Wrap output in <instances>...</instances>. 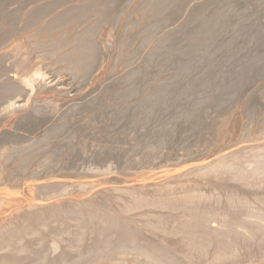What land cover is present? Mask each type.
<instances>
[{
  "label": "rangeland",
  "instance_id": "374dc122",
  "mask_svg": "<svg viewBox=\"0 0 264 264\" xmlns=\"http://www.w3.org/2000/svg\"><path fill=\"white\" fill-rule=\"evenodd\" d=\"M4 1L5 3L7 2V4H5L4 2H2V0H0V4L2 3L5 4L4 10L0 8L2 10V12L0 10L1 12L0 19L2 20L3 18H6V20L4 19H3L4 21L2 20L3 23L6 22V25L5 23L1 25L2 22L0 20V32H1L0 37L3 39V42H4L3 43L0 38V41L2 43L0 44V87H1L0 88V111H1L0 112V141H1L0 142V152H5V150H8L9 152H11L9 155H11L13 154V150L16 148L19 149L20 147L24 150L22 151V149L21 150L16 149V151L14 150L15 152L14 154L16 155H11V156L7 155V153L5 152L6 155L4 154V156L6 158L4 157L3 158L4 161L2 160V163L3 162L4 163L3 164L1 163L2 165L5 166V167L2 166V171H1V174L5 178L3 179V177H0V189L6 190L7 192L4 191L5 195L8 194L9 196L4 195L0 197V207L1 205H3L2 208H0V210H2L0 212V217L3 215L5 216V218L3 216V218L1 217L0 219V228H4L6 224L10 221V219L15 217V214L16 213L18 214V212L21 213L22 211V213L28 214L30 216L33 212H30L29 210L35 205L37 201H38L37 203H39V200H40V203L42 202L49 203L51 201L52 202L57 201L55 203H58L60 201L58 204L64 201L61 204L65 205V203L67 204L69 200L78 199L79 201H84L88 199L87 197H89V199L96 201V202L100 198L97 203H100L101 201H102L101 203H105V202L108 203L109 202L108 200H110L109 199L110 195H107V194L105 196L102 195L103 198H101L100 197L101 195H99L100 192L103 191L101 190V187L105 190L107 188L106 187L107 185L108 187H119V188L128 187L130 189L133 188V190H138V189L141 190L142 188L144 187L146 188L147 186L149 187L151 185L154 187L158 186L159 188L164 186L163 188H169V189L178 191V190H181L182 187L184 188L186 185H191L195 183L194 182V179L196 177L195 175L190 174V173H189L190 175H188V173H185L183 174L184 176H182L184 169H189L191 166L196 165L195 163H198L201 160H203V162L204 161L206 162V161L213 160L214 157H217L218 155H221V154H225V153L231 154L233 153V150L235 151L236 149H240L244 147L251 148L253 146H256L257 144H260L259 139H260V142L262 140L264 141V117H263L264 116V0H263V3L261 2L262 0H257V1L251 0V2L250 0L249 1L241 0L237 4L228 5V6L234 5L235 7L237 6L236 8H234V6L232 8L226 6V7H223L222 10L216 8L218 11L217 10L215 11V9H213L214 11L211 10L209 12L207 11L206 6H205V3L207 2L206 0H192V1L184 0V4L187 3L186 5L182 4L183 1L179 3L177 1L164 2V0H154L156 4L154 1L151 4H155L156 6L150 4L151 0H111V1L110 0H88V1L87 0L86 1L85 0H79V1L77 0H62V1L56 0V2H54L55 0H48V1L46 0L45 1L43 0H40V1L39 0H34V1L24 0V1H27L28 3L24 2L23 0H7V1L4 0ZM35 1H38L36 3L43 1V3L41 2L39 3L40 5L37 4L33 8V5H35L34 3ZM51 1L53 2V5L55 6L52 5ZM44 2L49 3L48 6ZM249 2H250V5H249ZM120 3H123V4H120ZM64 4H66V6H64ZM193 4L194 5L196 4V5L194 6ZM43 5L44 7H47V8L43 7L44 10L42 8ZM51 5L53 7V8H50L51 11L52 10L55 11L56 7L57 6L59 7L60 5L59 7L60 9L57 8L56 11L54 12V13H57L58 18H56L57 15L55 14L53 15L52 13L53 11L51 12L53 17L48 16V13L49 15H51L50 10L48 9L49 6L51 7ZM253 5L255 6L253 7ZM136 6L137 8H135ZM163 6H165L166 8ZM74 7L75 9L78 7L77 12L76 10L73 9ZM23 8H24V11H22ZM64 8L67 10H65ZM129 8L131 10H129ZM226 8L228 9V11L226 10ZM37 9L40 11H37ZM46 9L49 12L46 13ZM63 9L65 10V12ZM69 9H71L73 12ZM61 12L64 13L63 16ZM162 12L163 14H161ZM194 12H196L195 15H194ZM13 13L16 15H14ZM136 13L140 15L137 16ZM205 13L206 14L208 13V14L205 15ZM219 13L220 15H218ZM224 13L226 15H224ZM28 14H29V18H28ZM197 14L199 16H197V18H194L196 17ZM44 15H47L48 18H50L49 20H51V22H49V20L43 21L42 18L44 17ZM17 16L19 17L21 16V18H18ZM47 16L46 18L44 17V19H48ZM69 16H70V19H69ZM205 16H208V17L206 18ZM221 16L223 17L221 18ZM224 16L226 19L224 18ZM22 17H24L23 18L24 22L22 21ZM25 17L28 19H26ZM192 17L196 22L200 20L202 24H200L201 22H197L199 25L196 24V26L193 27L192 24L195 21L191 19ZM212 17L215 19H213ZM53 18L55 20L58 19V21H61L62 23L58 22L57 20L53 21L52 20ZM11 19H12V22H11ZM16 19L18 20L16 21ZM40 19L42 20V22ZM39 20L41 23L39 22ZM71 21H73L74 23ZM10 22L12 23V25H14V28L12 25L9 26V24H11ZM52 22H54L52 24L53 26L50 25ZM57 22L62 25L58 24ZM131 22H132V25H131ZM33 23L34 24L36 23V24L34 25ZM223 23H227V24H223ZM45 24H47V26ZM55 24L56 26H54ZM92 24H95V25L92 26ZM204 24L205 26H202ZM88 25L91 28H89ZM227 25H230V26L232 25L231 28L233 30L230 29V27L228 29ZM20 26H23L26 30L28 27L31 28V29L28 28L29 30H27L29 37H27L26 30ZM41 26L44 29H39ZM17 27L19 28L17 29ZM86 27L87 29L85 32L84 29ZM222 27L224 29H222ZM5 28H8L10 32ZM20 28H22L23 30L22 33L26 32L25 33L26 35L21 33L22 30ZM88 28H89V31H88ZM101 28H104V31ZM105 28L109 30H106ZM110 28H111V31H110ZM130 28H132L133 30ZM213 28H215V30ZM14 29H15V32H14ZM90 29H94V31L95 32L97 31V32L93 34L94 31ZM192 29H194V31ZM196 29H198V31H196ZM226 29H228L229 31H227ZM5 30H7L8 32H6ZM213 30L215 31V33ZM51 32L54 34L56 33L55 36L53 34L51 36ZM89 32H92V34ZM88 33L90 34V36ZM20 34H22L21 37H20ZM36 34L38 36H36ZM78 34H80V36ZM40 35L42 38L40 37ZM94 35L97 40L92 39L94 38L93 37ZM102 35H105L106 39H104L105 36H102ZM30 37L34 40L35 43ZM224 37L225 39H222ZM186 38L187 39L189 38L190 41L186 40ZM4 39L6 40L4 41ZM99 39L100 41L101 40L103 41H101L100 43L98 42ZM46 40L48 41L45 42ZM92 40L94 41L92 42ZM72 41H74V43ZM223 44L224 46L225 45L226 46L224 47ZM95 45L96 46L98 45V46L95 47ZM10 46L11 47L13 46L14 48L13 47L11 48ZM16 46L17 47L20 46V47L17 48ZM119 46H120L119 48L120 50L118 49ZM170 46L174 50L171 49ZM23 47L25 48L23 49ZM88 47H93L94 56H95V57L93 56V60H95L96 62H92L93 64L89 71L83 72V73L77 72L75 75L71 76V73H69L67 69L65 70V67H67L68 63L70 64L71 62L70 60L73 59L72 61H74L76 58L84 56L85 53L87 52ZM103 47L104 49L105 47L106 49H109V50L105 49L104 54L102 52ZM115 47L116 49H118L117 51ZM39 51H41L42 54L41 52L39 53ZM97 52H99L101 59L97 60L96 54L97 56L99 55ZM58 53H61V54H58ZM101 53L103 55H101ZM38 54L40 56H38ZM146 54L147 56H145ZM121 56H123L124 58ZM150 56L153 57L154 59L151 58ZM65 57L67 58L69 62L66 60ZM103 58H104V61L106 59L105 62L103 61ZM109 58L112 61L109 60ZM58 59L61 61H59ZM152 59L154 60L153 62H152ZM115 60H117V62H115ZM62 61H64L65 63L68 62L66 66H65V63ZM53 62L55 63L58 62V65L60 66L58 65L57 66L59 68L62 67V69H59L57 66H54ZM149 65H152L151 68ZM101 67H104L103 69L104 71L103 70H102L103 72L101 71L104 74L102 75V73L100 72V76L96 78L97 72L101 69ZM79 70L81 71L82 69H79ZM36 71L41 72L43 76L45 77L43 78L42 76L41 79L39 78L40 80H38V82L35 83L36 86L34 85L30 89H25L23 85V81L27 79L29 75L30 77L33 76V74ZM108 74H111V75H108ZM132 74L136 75L137 77L133 76ZM78 75L79 76L81 75V76L79 77ZM128 76L129 78L133 76L134 81L130 80ZM104 77L107 79H105ZM137 79L142 82L138 84L136 82ZM134 82L135 84H133ZM131 83L134 86L133 85L131 86ZM136 84L138 85L137 87H136ZM5 88L7 89L5 90ZM2 89L6 93L3 92L2 94V91H1ZM118 89H120L121 91ZM32 91L34 92L32 93ZM73 92L74 93L76 92V93L74 94ZM104 93L105 94L107 93V98H106V95H104ZM135 94H137V96ZM13 99L14 101L12 102ZM126 102L128 103V105ZM11 104H13V106H11ZM99 104L102 106H100ZM130 106H132V108ZM128 107H130L131 110L134 109V111L132 112L133 114L131 113L130 109H129L130 111L129 114L126 112V110L128 111ZM136 107L138 110L136 109ZM95 108H98V110L96 109V111L94 112ZM140 109L142 110L140 111ZM96 112L98 114L99 112H102V114L104 115L103 116L102 114H100V116L101 115L103 116V118L101 119V122L104 120L105 117L106 119L107 118L109 119L107 121L105 119L106 122L105 121L104 123L102 122L103 125H101L100 122H97V120L99 121L102 116L98 117ZM105 112H107L106 113L107 115L105 114ZM92 113L93 115H90L92 117L86 118L88 114H92ZM127 114L129 115V117L131 115L132 119L135 118L133 119V122H135L134 124L135 126H131V128L130 126L129 127L126 126L127 124L133 125L130 122H127L128 119L131 120L132 122L131 117L130 118L127 117L128 116ZM81 116H84L86 120L84 118H81L79 120L78 118H80ZM96 116L99 119L96 120L97 118ZM59 118L61 119L60 120L61 122L59 121ZM92 118L94 120H92ZM114 118H117L118 121L124 119L126 120L127 123H125V121L124 123L123 121H120L121 125L118 126L119 123H117V119L115 120ZM84 120L85 121L88 120L89 123L87 124L88 121L85 122ZM109 120H111L112 122L111 121L108 122ZM94 121L95 123L96 122L97 123L94 124ZM234 121L239 122L238 124L239 127L237 128L238 131L236 130L235 132H233ZM57 122L60 123L61 125L58 124ZM90 122L93 123L92 125L94 126H92ZM64 123H66L67 125L66 124L64 125ZM74 124L75 126L79 124L78 125L79 127L76 128ZM99 125H101L102 127L106 126L107 128L104 127L105 128L104 131L103 130L101 131L100 129H103V128H101V126ZM84 126L85 127L87 126V127L85 128ZM123 127H125V129L127 128L128 129L124 130ZM57 129L59 130L57 131ZM75 129H76V132L74 131ZM129 129H130V132H129ZM55 131L57 134L55 133ZM96 131L104 132V133L99 134ZM121 133L123 134L126 133V137H125V134L123 135ZM54 136H57V137H54ZM127 136L129 138H127ZM10 137L11 138L13 137V138L11 139ZM8 138H10L9 141L10 140L12 141L10 142L7 141ZM60 139L62 142L60 141ZM70 142L74 143L73 145L74 147L80 149L79 152H78V149L72 147ZM66 143L68 144L70 143L69 144L70 146L66 145ZM76 143L77 145L79 144L78 145L79 147L75 146ZM81 143H83V146ZM61 144H65L67 148L65 149V147ZM261 144H264V142H262ZM15 145L16 146L18 145V147H16ZM84 145L86 146L84 147ZM70 147H72L73 149ZM107 147L110 149H108ZM92 149H94L93 151L96 152L97 154L96 156L99 157V155L101 154L102 155L99 158L97 157L95 159L94 153H93V156H91L92 154H90L91 152H93ZM97 149L99 152L95 151ZM105 150L108 151V154H106ZM114 151L116 152L114 153ZM103 154L106 156H104ZM119 155L125 156L124 157L125 159L121 158V156ZM126 155L130 157L128 161H126L127 159ZM13 156H16L14 157V160L16 159L15 162L18 159L17 164L14 162ZM104 157L109 158L108 159L110 161L109 163L112 164L113 166L114 172H111V175L109 171L110 169L104 170V168H102L105 175L101 172L102 171L100 168L101 161H105L103 165L108 164V162L106 163V161L108 160H106V158ZM111 157L113 160L111 159ZM73 158L74 159L76 158L77 162L78 160L80 162L82 161L81 164L80 162L77 163L78 164L77 166H79L80 164L78 171H77L76 165L72 166L74 165V163H76L75 162L76 159L74 160ZM6 159L8 160V163L10 164V166L14 162L15 163L14 166L12 165L13 167H10L7 164ZM48 159L49 160L51 159V160L49 161ZM58 159L62 160L61 162H63V163L59 162L60 163L59 166L57 165L59 164L57 163ZM88 159L89 160L91 159L90 162L92 161L91 163L96 165V166L92 165L95 168V170L94 168H91L92 167L91 165H90L91 166L90 168L86 167L87 165L90 164ZM92 159H95V160H92ZM132 159L134 160V163L137 162V164H135L136 166L133 164V161L132 162L130 161ZM116 160L118 161L116 162ZM10 161L12 162L10 163ZM67 161H68V164H67ZM19 162L20 164L18 165ZM44 162H48V166H47V163L45 164ZM34 163L35 165H33ZM70 163H72L71 166L69 165ZM128 163L133 164V165L130 166L128 165ZM66 164L68 166H66ZM115 164H119L121 167H118L117 165L118 167L117 168L115 167L116 166ZM20 165L22 166L20 167ZM263 165H261L262 167L258 165V168L256 170H252V172H246V173H244L243 171H240L239 169L237 170V168H234L232 171L233 173L231 172L232 176L229 177L230 179L228 178L230 181H228V179L226 180L229 186L230 184L232 185V187L228 186V188H233V184L234 185L236 184L234 186L235 189L236 188L244 189L250 194H252V191L253 192L255 191L254 193L256 192L260 193V191L263 192L264 191V184H263L264 183V166ZM6 167L7 168L9 167L10 170L8 168V171H6L7 170ZM27 167H30V168H28L27 170ZM96 167H97V170H99L100 168L99 171H100V175L103 174L102 177L100 175L95 174V172H97ZM14 168L15 170L17 168V171L19 170L21 171V172L19 171L20 172L19 175H18V172L14 170ZM24 168H25V171H24ZM120 168H124V170L121 171ZM79 171L81 172V174L79 173L80 175H82V173L83 174L85 173V174L82 175V177L80 175L78 177L77 172ZM91 171L94 172L93 173L94 175H92ZM111 171H112V167H111ZM236 171L238 172L240 171L242 173V176L238 172L236 173ZM87 172L89 173V177L90 175H92L91 179L88 178V176L86 175ZM115 172L116 173L119 172V173L116 174ZM14 173L15 174L17 173L18 177ZM106 173L108 176L106 175ZM123 174L126 175V177L127 176L128 177L126 178ZM57 176H59L58 178H60L61 176V178L63 179L70 177L67 180L72 181L74 185L69 186L67 188L65 187L66 189H68V191H66L65 188H62L58 191H53L51 193L49 192L48 193L49 197H45L47 193L46 194L44 193L45 194L44 195L43 193L41 194V192H38L40 190L37 185H32L34 187L31 188L32 192L29 197L30 199L29 198L27 199L26 197V195L28 194V191L26 188L27 185H29L30 183L36 184L38 181L44 180L45 178L55 179V177ZM80 178L83 179L84 181L81 180ZM115 178L119 180H116ZM211 178L212 179L210 181L209 176H206V177L204 176L199 182L202 181L203 182V183L201 182L202 184H208L211 186H215L216 184L222 183L221 181H219L220 179L219 177L217 178L211 177ZM97 179H100V180H97ZM160 179L162 182L159 181ZM88 181H93L91 186H86V184H83ZM99 181H102V183ZM22 182L23 184L25 183L26 184L23 185ZM148 182L151 183V185ZM156 182H157V185H156ZM211 182L212 184L213 183L215 184L212 185ZM75 184H76V187H74ZM121 184H123L124 186H121ZM237 185H239L241 188L238 187ZM79 186L80 188L87 190V192H85L83 189H80ZM70 187H72L73 189H71ZM74 189L76 190L75 193L73 192ZM77 189L80 190V194L77 191ZM151 189L152 187H150V190ZM11 190L13 192L15 190L14 192L15 194ZM35 193L36 194L40 193V194H38L39 195L38 196ZM69 193H72V194L70 195ZM84 193L85 194L87 193V194L85 195ZM41 195L43 196L41 197ZM13 196L16 198H13ZM18 196L21 197L20 198L21 200L18 198ZM22 196H25V197L22 198ZM58 196H60V199ZM95 197L97 200L96 199L94 200ZM36 198H37V201H36ZM45 198H47L48 200ZM22 199L25 202L24 204L22 202L23 201ZM4 207H6V210ZM15 207L16 209L14 211L13 209ZM251 208H250L251 210L248 209V212L250 211V213H252L254 211L253 213H255L259 207L252 206ZM10 209L11 211H9ZM4 211L6 212V214ZM20 213L18 215H20ZM262 213L264 214V212ZM6 216L11 217L10 219H8L9 221L6 219L9 217H6ZM2 219H3V222H2ZM254 219L258 220L256 217H253L252 219L248 218V220L249 221L252 220V222ZM2 224L3 226L4 225L5 226L1 227ZM48 234L49 235L51 234L50 237H52V231L50 229H47L45 231V234L43 235L46 238L45 240L42 239L43 237H40L37 235L34 236V238L36 239L34 242H36L37 244L41 241V244H42L40 246L39 245L37 246L34 243L35 246L36 247L44 246L47 243V241L50 239ZM38 237L41 239L39 240ZM261 249L260 248H257L256 250L254 248L250 249L251 250V251L249 250L250 259L249 257H247L248 255L247 256L245 255V258L243 255L242 257L243 260L239 259L240 261L238 260V262H240V264L241 263L242 264H245V263L253 264L252 262H254V264H259L258 263L259 260L258 261L256 260L259 258L260 260L264 259L263 257L264 249L263 248ZM125 253H128V252L126 250L115 251L112 253V255H109L106 258L104 263L109 264L110 262V264H112L111 261H113L114 263V259L112 260L111 256L116 257L115 259L116 263L118 260L126 258L123 256H127V259L128 257L129 258L131 257L130 254L127 255ZM252 256L254 258H252ZM22 257H24V255ZM118 257L119 258L123 257V258L118 259ZM248 260H250L249 261L250 263H248ZM121 261L123 262V260ZM91 262L89 263L99 264V260H96V259L91 260ZM124 262L126 263V261ZM235 264H237V261L235 262Z\"/></svg>",
  "mask_w": 264,
  "mask_h": 264
},
{
  "label": "bare ground",
  "instance_id": "6f19581e",
  "mask_svg": "<svg viewBox=\"0 0 264 264\" xmlns=\"http://www.w3.org/2000/svg\"><path fill=\"white\" fill-rule=\"evenodd\" d=\"M7 1V0H6ZM24 1V0H23ZM28 1V0H27ZM27 1H24V2H27ZM34 1V0H33ZM40 1V0H39ZM45 1V0H43ZM43 1H41L43 3ZM48 1V0H46ZM62 1V0H61ZM60 1V3H61ZM79 1V0H77ZM86 1V0H85ZM88 1V0H87ZM111 1V0H110ZM154 0H151L150 4L153 3ZM174 1H177L179 3H181L183 1V5H186L184 4V0H164V2H174ZM192 1V0H191ZM207 2L205 3V6H206V9L207 11H214L213 9H215V11L217 9H221L223 7H226L230 4H237L239 3L241 0H206ZM249 1V0H248ZM247 1V3H248ZM253 1H257V0H253ZM252 1V3H253ZM2 2L5 3L4 0H2ZM38 1H35V5H33V8L34 6H36L37 4L40 5L39 3H36ZM56 2V0L54 1ZM59 2V1H58ZM94 2V1H93ZM96 2V1H95ZM115 2V1H114ZM123 2V1H121ZM155 2V1H154ZM202 2V1H200ZM251 2V0H250ZM250 2H249V5H250ZM260 2V1H259ZM263 3V0L261 1ZM0 4V8L4 10V6L5 4H7V2L4 4ZM28 3V2H27ZM46 3V5L48 6L49 3L47 2H44ZM52 5H53V2L51 1ZM59 3V4H60ZM78 3V2H77ZM81 3V2H80ZM111 3V2H110ZM203 3V4H204ZM251 3V4H252ZM256 3V2H255ZM261 3V4H262ZM4 4V5H3ZM56 4V3H55ZM58 4V3H57ZM72 4V3H70ZM108 4V3H107ZM112 4V3H111ZM115 4V3H114ZM119 4V3H118ZM117 4V5H118ZM120 4H123V3H120ZM147 4V3H146ZM145 4V5H146ZM156 4V2H155ZM155 4H151V5H155ZM181 4V5H182ZM197 4V3H196ZM195 4V5H196ZM199 4V2H198ZM3 5V7H2ZM42 5V4H41ZM45 5V4H44ZM44 5L42 6V8L44 7ZM45 5V6H46ZM51 5V7L49 6V10L50 8H53ZM99 5V4H98ZM179 5V4H178ZM194 5V4H193ZM194 5V6H195ZM247 5V4H246ZM55 6V5H53ZM57 6V5H56ZM62 6V5H61ZM64 6H66V4H64ZM72 6V5H71ZM89 6V5H87ZM94 6V5H93ZM148 6V5H147ZM150 6V5H149ZM156 6V5H155ZM204 6V5H203ZM234 6V5H233ZM233 6H228V7H233ZM245 6V5H244ZM255 5H253L254 7ZM28 7V6H27ZM26 7V8H27ZM31 7V6H29ZM60 7V5H59ZM58 6L56 7L59 8ZM92 7V6H91ZM165 7V6H163ZM180 7V6H178ZM237 7V6H236ZM234 6V8H236ZM257 7V6H256ZM10 8V7H9ZM44 8H47V7H44ZM43 8V10H44ZM78 8V7H77ZM75 9V7L73 8L74 10H76V12L78 11V9ZM137 8V6L135 7ZM139 8V7H138ZM166 8V7H165ZM164 8V9H165ZM217 8V9H216ZM0 9V10H1ZM28 9V8H27ZM41 9V8H39ZM55 9V7H54ZM55 9V11H56ZM60 9V8H59ZM58 9V11H59ZM65 9V8H64ZM63 9V10H64ZM133 9V7H132ZM193 9V8H192ZM205 9V10H206ZM6 10V9H5ZM22 10V9H21ZM34 10V9H33ZM62 10V11H63ZM67 10V9H65ZM64 10V12H65ZM71 10V9H69ZM126 10V9H125ZM128 10V9H127ZM129 10H131L129 8ZM158 10V9H157ZM163 10V9H162ZM169 10V9H168ZM178 10V9H177ZM181 10V9H180ZM204 10V9H203ZM224 10V9H223ZM226 10L228 11V9L226 8ZM241 10V9H239ZM24 11V8L23 10ZM36 11V9H35ZM37 11H40L37 9ZM53 11V10H52ZM50 10V14L48 13V16H52V13L53 15H57V13H54L55 11L52 12ZM72 11V10H71ZM97 11V10H96ZM153 11V10H152ZM167 11V10H166ZM165 11V12H166ZM218 11V10H217ZM226 11V12H227ZM2 12V10H1ZM0 12V13H1ZM7 12V11H6ZM10 12V11H9ZM45 12V11H44ZM49 12L47 11L46 9V13ZM52 12V13H51ZM73 12V11H72ZM75 12V11H74ZM136 12V10H135ZM138 12V11H137ZM154 12V11H153ZM164 12V13H165ZM191 12V11H190ZM206 12V11H205ZM220 12V11H219ZM225 12V11H224ZM242 12V11H241ZM5 13V12H4ZM8 13V12H7ZM36 13V12H35ZM39 13V12H38ZM59 13V12H58ZM62 13V12H61ZM118 13V12H117ZM152 13V12H151ZM193 13V12H192ZM203 13V12H202ZM218 13V12H216ZM240 13V12H239ZM243 13V12H242ZM6 14V13H5ZM14 14V13H13ZM20 14V12H19ZM24 14V13H22ZM44 14V13H43ZM79 14V13H78ZM132 14V13H131ZM134 14V13H133ZM137 16L140 15L138 13H136ZM163 14V12L161 13ZM190 14V13H188ZM196 14V12H194V15ZM208 14V13H207ZM205 13V15H207ZM241 14V13H240ZM245 14V13H244ZM16 15V14H14ZM13 15V16H14ZM26 15V14H25ZM42 15V14H41ZM40 15V16H41ZM64 15V13H62V16ZM68 15V14H66ZM100 15V14H99ZM212 15V14H211ZM215 15V14H214ZM220 15V13L218 14ZM224 15H226L224 13ZM34 16V15H33ZM39 16V17H40ZM43 16V15H42ZM47 15H44V17L46 18ZM47 16V18H48ZM71 16V15H70ZM70 16H69V19H70ZM90 16V15H89ZM96 16V15H95ZM105 16V15H104ZM107 16V15H106ZM111 16V15H110ZM170 16V15H169ZM167 16V17H169ZM197 16H199L198 14L196 15V17L194 18H197ZM216 16V15H215ZM7 17V16H6ZM18 18H21V16H17ZM44 17L42 18V20H49L50 18L48 19H44ZM53 17V16H52ZM61 17V16H60ZM101 17V16H100ZM160 17V16H159ZM158 17V18H159ZM166 17V19H167ZM173 17V16H172ZM190 17V16H189ZM206 18L208 16H205ZM223 16H221L222 18ZM247 17V16H246ZM249 17V16H248ZM3 18V17H2ZM9 18V17H8ZM16 18V17H15ZM24 17H22V21L24 20L23 19ZM26 18V17H25ZM28 18H29V14H28ZM26 18V19H28ZM33 18V17H32ZM36 18V17H35ZM55 18V17H54ZM52 19L53 21L55 19ZM58 18V15L57 17ZM63 18V17H62ZM73 18V17H71ZM87 18V16H86ZM97 18V17H96ZM163 18V17H162ZM213 18V17H212ZM225 18V16H224ZM4 20H6V18H3ZM2 19V20H3ZM67 19V18H66ZM193 19V17L191 18ZM200 19V18H199ZM198 19V20H199ZM205 19V18H204ZM215 19V18H213ZM226 19V18H225ZM252 19V18H251ZM1 20V19H0ZM1 20V22H2ZM3 20V21H4ZM8 20V19H7ZM18 19H16L17 21ZM34 20V19H32ZM31 20V22H32ZM41 20V19H40ZM39 20V22H40ZM41 20V22H42ZM58 21V19H56ZM55 20V21H56ZM60 20V19H59ZM126 20V19H125ZM130 20V19H129ZM161 20V18H160ZM164 20V19H163ZM186 20V19H185ZM194 20V19H193ZM243 20V18H242ZM250 20V19H249ZM248 20V21H249ZM253 20V19H252ZM26 21V20H25ZM64 21V20H63ZM75 21V20H74ZM87 21V20H86ZM166 21V20H165ZM164 21V22H165ZM169 21V20H168ZM190 21V19H189ZM195 21V20H194ZM193 21V22H194ZM8 22V21H7ZM11 22H12V19H11ZM10 22V23H11ZM14 22V20H13ZM24 22V21H23ZM36 22V20H35ZM40 22V23H41ZM46 22V21H45ZM44 22V23H45ZM49 22H51V20H49ZM58 22H61V21H58ZM57 22V23H58ZM73 22V21H71ZM163 22V21H162ZM197 22H201L200 20L197 21ZM196 21L192 24L193 27L196 26V24H198ZM214 22V21H213ZM224 22V21H222ZM221 22V23H222ZM227 22V21H226ZM5 25H6V22H4ZM2 22L1 25L4 24ZM54 22H52L50 25H52ZM56 23V24H57ZM62 23V22H61ZM74 23V22H73ZM146 23V22H145ZM156 23V22H155ZM166 23V22H165ZM170 23V22H169ZM192 23V22H191ZM9 24V23H8ZM25 24V23H24ZM34 24V23H33ZM36 24V23H35ZM34 24V25H35ZM56 24L54 26H56ZM60 24V23H58ZM105 24V23H104ZM160 24V23H159ZM163 24V23H161ZM202 24V22L200 23ZM218 24V23H217ZM223 24H227V23H223ZM254 24V23H253ZM12 25L9 24V26ZM40 25V24H39ZM47 26V24H45ZM62 25V24H60ZM95 25V24H92V26ZM131 25H132V22H131ZM199 25V24H198ZM13 28H14V25H12ZM27 26V25H26ZM45 26V27H46ZM53 26V25H52ZM91 26V25H90ZM108 26V25H107ZM106 26V27H107ZM168 26V25H167ZM202 26H205L202 25ZM217 26V25H216ZM220 26V24H219ZM226 26V25H224ZM232 26V25H231ZM230 25H227L228 29L230 27ZM16 27V26H15ZM20 27H23V26H20ZM58 27V25H57ZM89 27V25H88ZM190 27V26H189ZM188 27V28H189ZM246 27V26H245ZM4 28V27H3ZM12 28V27H11ZM19 27H17L18 29ZM29 28V27H28ZM31 29V28H29ZM67 28V27H66ZM91 28V27H89ZM89 28H88V31H89ZM108 28V27H107ZM105 28L106 30H109ZM166 28V27H165ZM183 28V27H182ZM236 28V26H235ZM9 31L8 28H5ZM16 29V28H15ZM15 29H14V32H15ZM22 30V28H20ZM23 29H25L23 27ZM39 29H44L42 28V26L39 28ZM86 29L87 27L84 29L85 32H86ZM103 31H104V28H101ZM132 29V28H130ZM137 29V28H135ZM215 30V28H213ZM222 29H224L222 27ZM228 29H226L227 31H229ZM239 29V28H238ZM237 29V30H238ZM7 30H5L6 32H8ZM26 30V29H25ZM26 30V32H27ZM48 30V29H47ZM60 30V29H59ZM90 30H93L94 29H90ZM133 30V29H132ZM145 30V28H144ZM194 31V29H192ZM191 30V31H192ZM213 30V31H214ZM219 30V29H218ZM233 30V29H232ZM240 30V29H239ZM255 30V29H254ZM12 31V29H11ZM34 31V29H33ZM32 31V32H33ZM57 31V30H56ZM100 31V30H99ZM110 31H111V28H110ZM127 31V30H126ZM196 31H198V29H196ZM195 31V32H196ZM205 31V30H204ZM221 31V30H220ZM235 31V30H234ZM10 32V31H9ZM18 32V31H17ZM23 32V30L21 31V33ZM25 32V31H24ZM25 32V33H26ZM41 32V31H40ZM38 32V33H40ZM46 32V31H45ZM58 32V31H57ZM97 32V31H96ZM95 31L93 32L96 33ZM101 32V31H100ZM109 32V31H108ZM118 32V31H116ZM233 32V31H231ZM230 32V33H231ZM257 32V31H256ZM1 33V32H0ZM25 33H22L24 35L27 34V37L28 36V32L25 34ZM35 33V32H34ZM44 33V32H42ZM50 33V32H48ZM92 34V32H89ZM88 33V34H89ZM110 33V32H109ZM191 33V32H190ZM194 33V32H193ZM215 33V31H214ZM229 33V32H227ZM20 34V37L21 35ZM52 34L55 36L54 33L51 32V36ZM82 34V33H80ZM80 34H78L80 36ZM98 34V33H97ZM126 34V33H125ZM59 35V34H58ZM87 35V34H86ZM188 35V34H187ZM229 35V34H228ZM36 36H38L36 34ZM46 36V35H45ZM90 36V34H89ZM92 36V35H91ZM99 36V35H98ZM102 36H105V35H102ZM100 36V37H102ZM198 36V35H197ZM232 36V35H230ZM18 37V36H17ZM24 37V36H23ZM41 37V35H40ZM39 37V38H40ZM50 37V36H48ZM58 37V36H57ZM68 37V36H67ZM87 37V36H86ZM94 38L92 39H96L95 38V35L93 36ZM129 37V35H128ZM190 37V36H189ZM253 37V36H252ZM259 37V36H258ZM1 38V37H0ZM6 38V37H4ZM31 38V37H30ZM42 38V37H41ZM45 38V37H44ZM52 38V37H51ZM55 38V37H54ZM60 38V37H59ZM116 38V37H115ZM118 38V37H117ZM261 38V37H260ZM16 39V38H15ZM32 39V38H31ZM35 39V38H34ZM48 39V38H47ZM87 39V38H86ZM103 39V38H102ZM104 39H106V36L104 37ZM121 39V38H119ZM118 39V40H119ZM129 39V38H128ZM127 39V40H128ZM184 39V38H183ZM222 39H225L222 38ZM2 42H3V39L1 38ZM6 39H4L5 41ZM33 40V39H32ZM31 40V41H32ZM91 40V39H90ZM97 40V39H96ZM153 40V39H152ZM186 40L190 41V39L186 38ZM10 41V40H9ZM48 40H46L45 42H47ZM51 41V40H49ZM94 40H92L93 42ZM103 41V40H101ZM100 39L98 42H100ZM175 41V39H174ZM173 41V42H174ZM34 42V40H33ZM57 42V41H56ZM55 42V43H56ZM61 42V41H60ZM74 43V41H72ZM107 42V41H106ZM125 42V41H124ZM128 42V41H127ZM170 42V41H169ZM185 42V41H184ZM4 43V42H3ZM35 43V42H34ZM33 43V44H34ZM77 43V42H76ZM97 43V41H96ZM112 43V42H111ZM167 43V42H166ZM186 43V42H185ZM191 43V42H189ZM225 43V41H224ZM258 43V42H257ZM0 44L1 41H0ZM19 44V43H18ZM50 44V43H49ZM58 44V43H57ZM107 44V43H106ZM113 44V43H112ZM169 44V43H168ZM177 44V43H176ZM193 44V43H192ZM216 44V42H215ZM20 45V44H19ZM60 45V44H59ZM105 45V43H104ZM170 45V44H169ZM187 45V44H186ZM98 46V45H97ZM95 45V47H97ZM224 46V44H223ZM226 46V45H225ZM224 46V47H225ZM11 47V46H10ZM13 47V46H12ZM11 47V48H12ZM17 47V46H16ZM15 47V48H16ZM20 47V46H19ZM17 47V48H19ZM46 47V46H45ZM54 47V46H53ZM107 47V46H106ZM105 47V49H106ZM163 47V46H162ZM171 47V46H170ZM169 47V48H170ZM14 48V47H13ZM16 48V49H17ZM25 47H23L24 49ZM69 48V46H68ZM112 48V47H111ZM120 48V46L118 47V49ZM129 48V47H128ZM127 48V49H128ZM22 49V50H23ZM57 49V48H56ZM59 49V47H58ZM104 47H103V54H104ZM116 49V47H115ZM116 49V51L118 50ZM171 49H173L171 47ZM15 50V49H14ZM21 50V49H20ZM32 50V49H31ZM55 50V49H54ZM106 50H109V49H106ZM120 50V49H119ZM170 50V49H169ZM174 50V49H173ZM51 51V50H50ZM49 51V52H50ZM56 51V50H55ZM100 51V50H99ZM149 51V50H148ZM263 51V50H262ZM26 52V51H25ZM30 52V50H29ZM28 52V53H29ZM41 51H39L40 53ZM46 52V51H45ZM101 52V51H100ZM120 52V51H119ZM130 52V51H129ZM146 52V51H145ZM19 53V52H18ZM57 53V52H56ZM99 54V52H97ZM113 53V52H112ZM147 53V52H146ZM150 53V52H148ZM42 54V52H41ZM53 54V53H52ZM58 54H61V53H58ZM70 54V53H69ZM101 53V55H103ZM51 55V54H50ZM121 55V54H120ZM169 55V54H168ZM38 56H40L38 54ZM52 56V55H51ZM93 56H94V50H93V47H88L87 49V52L85 53L84 56L82 57H78L76 58L74 61L70 60V64L68 63L69 61H66L67 63H65V66L67 64V67H65V70L67 69V71L69 73H71V76L75 75L77 72H87L91 69V66H92V62H96L95 60H93ZM106 56V54H105ZM116 56V55H115ZM147 56V54L145 55ZM184 56V55H183ZM42 57V56H41ZM55 57V56H54ZM62 57V56H61ZM95 57V56H94ZM96 57H97V60L98 59H101L100 57V54L97 56L96 54ZM100 57V58H98ZM123 57V56H121ZM128 57V56H126ZM151 57V56H150ZM40 58V57H39ZM69 58V57H68ZM124 58V57H123ZM153 58V57H151ZM158 58V57H157ZM187 58V57H186ZM62 59V58H61ZM95 59V58H94ZM135 59V58H134ZM154 59V58H153ZM152 59V62L154 61ZM59 60V59H58ZM57 60V61H58ZM109 60H111L109 58ZM128 60V59H127ZM157 60V59H155ZM167 60V59H166ZM56 61V60H55ZM61 61V60H59ZM58 61V62H59ZM100 61V60H99ZM103 61H104V58H103ZM106 61V59H105ZM104 61V62H105ZM112 61V60H111ZM125 61V60H124ZM132 61V59H131ZM135 61V60H134ZM149 61V60H148ZM50 62V60H49ZM58 62L55 63L53 62V65L54 66H57L58 65ZM114 62V61H113ZM115 62H117V60H115ZM156 62V61H155ZM167 62V61H165ZM46 63V62H45ZM55 63V64H54ZM163 63V62H162ZM51 64V63H50ZM113 64V63H112ZM117 64V63H116ZM102 65V64H101ZM60 66V65H58ZM57 66V67H58ZM63 66V65H62ZM148 66V65H147ZM150 68L152 65H149ZM50 67V66H49ZM99 67V65H98ZM59 68V67H58ZM136 68V67H135ZM153 68V67H152ZM176 68V67H175ZM185 68V67H184ZM59 69H62L59 68ZM79 69H82L81 71ZM104 69V67H101V69L97 72V75H96V78L100 76V72ZM113 69V68H112ZM137 69V68H136ZM57 70V68H56ZM63 70V71H65ZM79 70V71H77ZM66 71V72H67ZM104 71V70H103ZM102 71V72H103ZM114 71V70H113ZM140 71V69H139ZM151 71V70H150ZM96 72V71H95ZM101 72V73H102ZM94 73V72H93ZM131 73V72H130ZM129 73V74H130ZM150 73V72H149ZM152 73V72H151ZM179 73V72H178ZM104 73H102L103 75ZM108 75H111V74H108ZM133 75V74H132ZM43 76V74L41 72H35L33 74V76L30 77H27V79H25L23 81V85H24V88L25 89H30L32 88L35 83L38 82V80L41 79V77ZM79 76V75H78ZM81 76V75H80ZM79 76V77H80ZM130 76V75H129ZM128 76V78H129ZM133 76H136V75H133ZM133 76L130 77L129 79L134 81L133 80ZM186 76V75H185ZM45 76H43L44 78ZM68 77V76H67ZM108 77V76H107ZM137 77V76H136ZM40 78V79H39ZM76 78V76H75ZM105 78V77H104ZM79 79V78H77ZM100 79V78H99ZM107 79V78H105ZM94 80V79H93ZM18 81V80H17ZM139 81V82H138ZM14 82V81H13ZM94 82V81H93ZM129 82V80H128ZM138 84H140V80L137 79L136 81ZM53 83V82H52ZM97 83V82H96ZM41 84V83H40ZM43 84V82H42ZM45 84V83H44ZM56 84V83H55ZM117 84V83H116ZM135 84V82L133 83ZM131 83V86L133 85ZM9 85V84H8ZM36 86V85H35ZM49 86V85H48ZM134 86V85H133ZM138 85L136 84V87ZM145 86V85H144ZM6 87V86H4ZM3 87V88H4ZM58 87V86H57ZM1 88V87H0ZM36 88V87H35ZM42 88V87H41ZM64 88V87H63ZM130 88V87H129ZM148 88V87H147ZM7 88H5L6 90ZM134 89V88H132ZM137 89V88H135ZM169 89V88H168ZM172 89V88H171ZM13 90V89H12ZM101 90V89H100ZM120 90V89H118ZM126 90V88H125ZM2 91V94H3V89L1 90ZM121 91V90H120ZM132 91V90H131ZM18 92V91H17ZM34 91H32L33 93ZM44 92V91H43ZM140 92V91H139ZM170 92V91H169ZM185 92V91H184ZM6 93V92H4ZM74 93V92H73ZM76 93V92H75ZM74 93V94H75ZM112 93V92H111ZM137 93V92H136ZM1 94V95H2ZM22 94V93H21ZM88 94V93H87ZM138 94V93H137ZM137 94H135L137 96ZM140 94V93H139ZM99 95V94H98ZM104 95H106V98H107V93ZM103 95V96H104ZM4 96V95H3ZM46 96V95H45ZM18 97V96H17ZM48 97V96H47ZM86 97V96H85ZM100 97V96H98ZM105 97V96H104ZM103 98V97H102ZM159 98V97H158ZM109 99V98H108ZM133 99V98H132ZM136 99V98H135ZM115 100V99H114ZM144 100V99H143ZM141 100V101H143ZM14 101V99L12 100V102ZM109 101V100H108ZM151 101V100H150ZM23 102V101H22ZM39 102V101H38ZM53 102V100H52ZM128 102V101H127ZM126 102V103H127ZM130 102V101H129ZM149 102V101H148ZM24 103V102H23ZM102 103V102H101ZM16 104V103H15ZM18 104V103H17ZM44 104V103H43ZM49 104V103H48ZM156 104V103H155ZM92 105V104H91ZM100 105V104H99ZM128 105V103H127ZM2 106V105H1ZM11 106H13V104H11ZM15 106V105H14ZM25 106V105H24ZM102 106V105H100ZM112 106V105H111ZM153 106V105H152ZM58 107V106H57ZM55 107V108H57ZM94 107V106H93ZM132 108V106H130ZM128 107V111L126 110V112L129 114L130 111L131 113L134 111V109L131 110V108ZM3 108V107H2ZM106 108V107H105ZM84 109V108H83ZM96 109L98 110V108H95L94 109V112L96 111ZM107 109V108H106ZM130 109V111H129ZM137 109V107H136ZM135 109V110H136ZM144 109V108H143ZM2 110V109H1ZM58 110V109H57ZM85 110V109H84ZM91 110V109H89ZM88 110V111H89ZM138 110V109H137ZM142 109H140L141 111ZM157 110V109H156ZM248 110V109H247ZM259 110V109H258ZM257 110V111H258ZM73 111V109H72ZM86 111V110H85ZM93 111V110H91ZM125 111V110H124ZM256 111V110H255ZM1 112V111H0ZM57 112V111H56ZM93 112V113H94ZM150 112V110H149ZM249 112V111H248ZM59 113V112H58ZM91 113V112H90ZM92 114H88L87 117H92L90 115H93ZM104 113V112H103ZM107 112H105L106 114ZM144 113V112H143ZM152 113V112H151ZM56 114V113H55ZM96 114L98 115V117L100 116V114H102V112H99V114L96 112ZM126 114V113H125ZM127 114V115H128ZM133 114V113H132ZM155 114V113H153ZM24 115V114H23ZM54 115V114H52ZM87 115V114H86ZM103 115V114H102ZM101 115V116H102ZM107 115V114H106ZM117 115V114H116ZM126 115V116H127ZM143 115V114H142ZM193 115V114H192ZM7 116V115H6ZM64 116V115H63ZM67 116V115H66ZM70 116V115H68ZM100 116V117H101ZM104 116V115H103ZM103 116L100 118V120L98 121L97 119H99L97 116L96 120L97 122H100L101 125L102 122L104 123L106 117L104 118V120L101 122V119L103 118ZM199 116V115H198ZM116 117V116H114ZM129 117V115L127 116ZM131 119H132V116L130 115ZM129 117V118H130ZM193 117V116H192ZM264 117V116H263ZM262 117V118H263ZM25 118V117H24ZM64 118V117H62ZM72 118V117H71ZM70 118V119H71ZM81 118H84V116H81L80 118H78L79 120ZM94 118V116H93ZM92 118V120H94ZM109 118L106 119V121L108 120ZM115 120L117 118H114ZM123 119V118H122ZM126 119V118H125ZM135 119V118H133ZM133 119H132V122L131 120L128 119L127 122H130L131 124L133 125H126V126H135V122H133ZM147 119V118H146ZM151 119V118H150ZM258 119V118H257ZM29 120V119H28ZM49 120V119H48ZM61 119L59 118V121ZM64 120V119H63ZM62 120V121H63ZM86 120V119H85ZM84 120V121H85ZM90 120V119H89ZM91 120V121H92ZM114 120V121H115ZM144 120V119H143ZM263 120V119H261ZM26 121V120H25ZM55 121V120H54ZM88 121V120H87ZM85 121V122H87ZM105 121V122H106ZM111 120H109L108 122H110ZM113 121V122H114ZM120 121H125L126 120H120ZM118 121L117 119V123L118 126L121 125V122ZM39 122V121H38ZM61 122V121H60ZM68 122V121H67ZM71 122V121H70ZM84 122V123H85ZM96 122V123H97ZM112 122V121H111ZM189 122V121H188ZM256 122V121H255ZM40 123V122H39ZM44 123V121H43ZM53 123V122H52ZM58 123V122H57ZM74 123V121H73ZM77 123V122H76ZM75 123V124H76ZM89 123V121L87 122V124ZM95 121H94V124H96ZM49 124V123H48ZM60 124V123H58ZM66 123H64L65 125ZM74 124V126H75ZM86 124V125H87ZM90 124L92 125L93 123L90 122ZM89 124V125H90ZM106 124V123H105ZM104 124V125H105ZM108 124V123H107ZM234 125V128H233V132H235L237 130V128L239 127L238 124L239 122L238 121H234L233 123ZM61 125V124H60ZM67 125V124H66ZM72 125V124H71ZM79 124H77V126H75L76 128L79 127L78 126ZM98 125V124H97ZM99 125V126H101ZM47 126V125H46ZM56 126V125H55ZM73 126V127H74ZM94 126V125H92ZM116 126V124H115ZM125 126V127H126ZM74 127V128H75ZM85 127V126H84ZM87 127V126H86ZM85 127V128H86ZM91 127V126H89ZM105 128H107L106 126H104ZM104 127L101 126V128L103 129H100L101 131L103 130L104 131ZM124 130H127L125 129ZM25 128V127H24ZM30 128V127H29ZM33 128V127H32ZM53 128V127H52ZM50 128V129H52ZM56 128V127H54ZM70 128V127H69ZM83 128V126H82ZM99 128V127H97ZM16 129V128H15ZM26 129V128H25ZM79 129V128H78ZM77 129V130H78ZM89 129V128H88ZM250 129V128H248ZM14 130V129H13ZM24 130V129H23ZM35 130V129H34ZM40 130V129H39ZM56 130V129H55ZM59 129H57L58 131ZM62 130V128H61ZM60 130V131H61ZM71 130V129H70ZM99 130V129H98ZM108 130V129H107ZM111 130V129H110ZM137 130V129H135ZM36 131V130H35ZM44 131V130H43ZM42 131V132H43ZM46 131V130H45ZM59 131V133H60ZM76 132V129L74 130ZM238 131V130H237ZM251 131V130H250ZM7 132V131H6ZM10 132V131H9ZM63 132V131H62ZM74 132V134H75ZM86 132V131H85ZM88 132V131H87ZM98 132V131H96ZM127 132V131H126ZM129 132H130V129H129ZM135 132V131H134ZM56 133V131H55ZM99 134L100 133H104V132H98ZM3 134V132H2ZM6 134V133H5ZM48 134V132H47ZM57 134V133H56ZM78 134V133H77ZM101 134V135H102ZM120 134V133H119ZM123 134V133H121ZM125 134V137H126V133ZM123 134V135H124ZM133 134V132H132ZM131 134V136H132ZM136 134V133H135ZM15 135V133H14ZM129 135V133H128ZM39 136V135H38ZM59 136V134H58ZM63 136V135H61ZM69 136V135H68ZM81 136V135H80ZM54 137H57V136H54ZM130 137V135H129ZM127 136V138H129ZM136 137V136H135ZM145 137V136H144ZM2 138V137H1ZM11 138V137H10ZM7 141H9V139ZM13 138V137H12ZM11 138V139H12ZM41 138V137H40ZM49 138V137H48ZM67 138V137H66ZM133 138V137H132ZM16 139V138H15ZM76 139V138H75ZM34 140V139H33ZM49 140V139H48ZM6 141V140H5ZM12 141V140H10ZM9 141V142H10ZM51 141V140H50ZM61 141V139H60ZM100 141V140H99ZM152 141V140H151ZM1 142V141H0ZM4 142V141H3ZM62 142V141H61ZM158 142V141H157ZM262 142H264L263 140L260 142V139H259V143L260 144H257L256 146H253L251 148H240V149H236L235 151L233 150V153H225V154H221V155H218L217 157H214L213 160H210V161H204L201 160L199 161L198 163H195L196 165L194 166H191L189 169H184L183 170V173H182V176H184L183 174L185 173H188V175L190 174H193L195 175V179H194V182L193 184L191 185H186L184 188L182 187L181 190H172V189H169V188H163V187H154L151 185V183H149L151 186H147L146 188L144 186V188H142L141 190L138 189V190H133L128 188V187H108V185L106 186L107 188L104 190L102 187H101V191L99 190L100 194L101 195L100 197L103 198V196H105L106 194L107 195H110L109 199L108 200L109 202L108 203H97L98 200L100 199H96V197L94 198V200L96 199V201H93L91 199H89V197H87L88 199L84 200V201H79L78 199H72V200H67L68 203L65 205L61 204L63 203L64 201H62L60 204L58 203H55V202H49V203H40V200H39V203H37V198H36V203L35 205L30 209L29 207V211L30 212H33L30 216L28 214H24L20 212H18V214L20 213V215H17L15 214V217L11 218L9 216H6V217H9V218H6L7 220L10 219V221L6 224V226L4 227L3 224L1 227H4V228H0V264H88L89 262H91V260H99V264H106L104 263L106 258L109 256V255H112L113 252L115 251H118V250H126L128 253H125V254H130L131 257L127 259V256H123V257H126L124 259H120V258H123V257H118V260L117 263L115 262V259L116 257H112V260L114 259V263L115 264H235V262L237 261V264L240 262H238V260H243L242 257L244 255V258H245V255L247 257H249L250 259V249H257V248H263L264 249V214L262 212H264V191H260V193L256 192L254 193L252 190V194L248 193L247 191H245L244 189H238V188H234V185L233 184V188H228L229 184H227L226 180L232 176L231 175V172L233 171L234 168H237V170L239 169L240 171H243L244 173L246 172H252V170H256L258 168V165H263L264 164V144H261ZM15 143V142H14ZM34 143V142H33ZM71 143V142H70ZM69 143V144H70ZM78 143V142H77ZM77 143L75 144V146L79 147L77 145ZM84 143V142H83ZM83 143L82 146H83ZM92 143V142H91ZM256 143V142H254ZM10 144V143H9ZM68 143H66V145H69ZM86 144V143H85ZM125 144V143H124ZM19 145V144H18ZM18 145L16 147H18ZM65 147V149L67 148L65 146V144H61ZM72 147L73 148H76L74 147V143H71ZM238 145V144H237ZM240 145V144H239ZM13 146V145H12ZM14 146V147H15ZM32 146V145H31ZM70 146V145H69ZM86 145H84L85 147ZM89 146V145H88ZM236 146V145H235ZM70 147V148H72ZM94 147V146H93ZM2 148V146H1ZM12 148V147H11ZM57 148V147H56ZM72 148V149H73ZM106 148V147H105ZM108 148V147H107ZM14 149V148H13ZM18 149V148H16ZM16 149H14L16 151ZM19 149L21 150L22 148L19 147ZM18 149V150H19ZM46 149V148H45ZM61 149V147H60ZM63 149V148H62ZM78 149V148H76ZM88 149V148H87ZM96 149V148H95ZM104 149V148H103ZM102 149V150H103ZM110 149V148H108ZM3 150V148H2ZM1 150V151H2ZM5 150V149H4ZM12 150V149H11ZM13 150V154L11 155H16L14 154ZM24 149H22L23 151ZM68 150V149H67ZM80 149H78V152H79ZM84 150V149H83ZM94 149H92L93 151ZM59 151V150H58ZM61 151V150H60ZM90 151V149H89ZM97 152V150H95ZM106 151V150H105ZM5 152L7 153V155H9L11 152H9L8 150H5ZM5 152H0V177H3V175L1 174V171H2V160L3 158L5 157L4 154ZM9 152V153H8ZM72 152V151H71ZM83 152V151H82ZM113 152V151H112ZM116 151H114L115 153ZM20 153V152H19ZM24 153V152H23ZM93 153H94V156H95V159L98 157L96 156V152H91L90 154H92L91 156H93ZM143 153V152H142ZM141 153V154H142ZM81 154V153H80ZM105 154V153H104ZM103 154V155H104ZM106 154H108V151H106ZM113 154V153H112ZM118 154V152H117ZM140 154V155H141ZM6 155V154H5ZM9 155V156H11ZM22 155V153H21ZM77 155V153H76ZM83 155V154H82ZM99 155V154H98ZM102 155V154H101ZM99 155V157L101 156ZM71 156V155H70ZM106 156V155H104ZM121 156V158H124L125 156L123 155H119ZM127 156V159L126 161H128V159L130 157ZM14 157L16 156H13V160H14ZM80 157V156H79ZM90 157V156H89ZM98 157V158H99ZM6 158V157H5ZM11 158V157H10ZM25 158V157H24ZM77 158V156H76ZM75 158V159H76ZM87 158V157H86ZM106 158V160H108L109 158L107 157H104ZM8 159V158H7ZM6 159L7 161V164L10 166V164L8 163V160ZM29 159V158H27ZM55 159V158H54ZM74 159V158H73ZM72 159V160H73ZM74 159V160H75ZM95 159H92V160H95ZM101 159V158H100ZM112 159V157H111ZM125 159V158H124ZM134 159V158H133ZM130 160L131 162L133 161V164H137L134 163V160ZM12 160V159H11ZM16 160V159H15ZM14 160V162H15ZM49 160V159H48ZM51 160V159H50ZM49 160V161H50ZM57 160V159H56ZM58 159V162L57 163H63L61 162L62 160ZM65 160V159H64ZM89 160V159H88ZM91 160V159H90ZM89 160V162H90ZM99 160V159H98ZM113 160V159H112ZM111 160V161H112ZM149 160V159H148ZM4 161V160H3ZM118 160H116L117 162ZM120 161V160H119ZM137 161V160H136ZM12 161H10L11 163ZM13 164H11L10 167H13L14 164L18 162V159L17 161ZM54 162V161H52ZM51 162V164H52ZM70 162V161H69ZM76 163H74V165H72V163H70L69 165L71 166H77L80 161L78 160L77 162V159L75 161ZM92 162V161H91ZM90 162L89 165H87L86 167H91L92 165L93 166H96L94 164H92ZM94 162V161H93ZM105 161H101V170L102 168L105 169H110V175H111V172H114L113 170V166L112 164H110L109 160L106 161V163L108 162V164H104ZM187 162V161H186ZM2 163V164H1ZM26 163V162H25ZM45 164L47 163V166H48V162H44ZM57 164L58 166L60 165ZM82 163V161L80 162V164ZM95 163V162H94ZM98 163V161H97ZM96 163V164H97ZM119 163V162H118ZM182 163V162H180ZM20 164V162L18 163V165ZM30 164V163H29ZM67 164H68V161H67ZM66 164V166H68ZM79 164V166H80ZM114 164V163H113ZM121 164V162H120ZM133 164H129L128 165H133ZM7 165V166H8ZM13 165V166H12ZM35 165V163L33 164ZM32 165V166H33ZM39 165V164H38ZM84 165V164H83ZM82 165V166H83ZM91 165V166H90ZM117 167H121L119 164H115ZM17 166V165H16ZM22 165H20L21 167ZM31 166V167H32ZM79 166H77V171H78V168ZM81 166V167H82ZM91 167V168H94V167ZM98 166V165H97ZM124 166V165H123ZM136 166V165H135ZM259 166V168H260ZM264 166V165H263ZM5 167V166H4ZM18 167V166H17ZM24 167V166H23ZM111 167H112V171H111ZM117 167V168H118ZM185 167V166H184ZM262 167V166H261ZM7 168V167H6ZM5 168V170H6ZM9 168V167H8ZM8 168L6 171H8ZM28 168L30 167H27V170ZM34 168V167H33ZM32 168V170H33ZM47 168V167H45ZM50 168V167H49ZM56 168V167H55ZM60 168V167H59ZM63 168V167H62ZM61 168V169H62ZM70 168V167H69ZM68 168V169H69ZM99 168V167H98ZM99 168V170H100ZM172 168V167H171ZM72 169V168H71ZM10 170V168H9ZM15 170V168H14ZM88 170V168H87ZM95 170V168H94ZM96 170H97V167H96ZM97 170V172H95L96 175H100V171ZM121 171L124 170V168H120ZM4 171V170H3ZM17 171V168L16 170ZM20 171V170H19ZM18 172V175L19 173L21 172ZM24 171H25V168H24ZM23 171V172H24ZM36 171V170H35ZM82 171V169H81ZM99 171V172H98ZM118 171V170H116ZM190 171V172H189ZM238 172L236 171V173L238 172L239 174H241L242 176V173L241 172ZM14 172V171H13ZM12 172V173H13ZM53 172V171H52ZM69 172V171H68ZM76 172V171H75ZM85 172V171H83ZM92 172V171H91ZM90 172V173H91ZM103 174V170L101 171ZM120 172V171H119ZM118 172V173H119ZM126 172V171H125ZM3 173V172H2ZM9 173V172H8ZM25 173V172H24ZM72 173V172H70ZM78 173V177L79 175L81 174V172H77ZM80 173V174H79ZM88 173V172H87ZM86 175L88 176V178L91 179V176L94 175L92 172V175H90L89 177V173ZM99 173V174H98ZM101 173V174H102ZM116 173V172H115ZM114 173V174H115ZM116 173V174H118ZM190 173V174H189ZM233 173V172H232ZM235 173V172H234ZM235 173V174H236ZM11 174V173H10ZM15 174V173H14ZM55 174V173H54ZM85 174V173H84ZM82 173V175H84ZM100 175L101 177L103 176ZM109 174V173H108ZM127 174V173H126ZM12 175V174H11ZM17 176V173L15 174ZM39 175V174H38ZM45 175V174H44ZM43 175V176H44ZM72 175V174H71ZM82 175H80L82 177ZM105 175V174H104ZM107 175V173H106ZM124 175V174H123ZM146 175V174H145ZM8 176V175H7ZM14 176V175H13ZM64 176V175H63ZM70 176V175H69ZM108 176V175H107ZM126 177V175H124ZM206 177V176H209L210 177V181H211V177H219V181H221L222 183H219V184H216L215 186H211V185H208V184H202L201 182H199L202 177ZM217 176V177H216ZM240 176V175H239ZM240 176V177H241ZM18 177V176H17ZM59 176L55 177V179H44V180H41V181H38L36 184H32L30 183L29 185H27V191H28V194L26 195L27 199L30 197L31 195V192H32V185H37L39 187V190L38 192H41V194L43 193H47L45 197H49L48 196V193L50 192H53V191H58L62 188H67L69 186H73L74 183L70 180H67L68 178L66 179H63L61 178H58ZM72 177V176H71ZM99 177V178H101ZM128 177V176H127ZM126 177V178H127ZM131 177V176H130ZM187 177V176H186ZM238 177V176H236ZM261 177V175H260ZM5 177H3L4 179ZM52 178V177H50ZM57 178V179H56ZM85 178V177H84ZM138 178V177H137ZM156 178V177H155ZM154 178V179H155ZM179 178V177H178ZM200 178V179H199ZM233 178V177H232ZM245 178V177H244ZM249 178V177H248ZM247 178V180H248ZM255 178V176H254ZM2 179V178H1ZM32 179V178H31ZM72 179V178H71ZM81 179V178H80ZM95 179V178H94ZM116 179V178H115ZM145 179V178H144ZM153 179V180H154ZM157 179V178H156ZM162 179V178H161ZM161 179L159 180L160 182ZM172 179V178H171ZM230 179V178H229ZM228 179V181H230ZM83 180V179H81ZM88 180V179H87ZM86 180V181H87ZM97 180H100V179H97ZM116 180H119V179H116ZM140 180V179H139ZM166 180V179H165ZM233 180V179H232ZM231 180V181H232ZM243 180V179H242ZM14 181V180H13ZM12 181V183H13ZM36 181V180H34ZM78 181V180H76ZM84 181V180H83ZM105 181V180H104ZM158 181V182H159ZM164 181V180H163ZM187 181V180H186ZM235 181V180H234ZM239 181V180H238ZM250 181V180H249ZM260 181V180H259ZM75 182V181H74ZM92 182L93 181H88V182H85L83 184H86V186H91L92 185ZM102 183V181H99ZM124 182V181H123ZM144 182V181H143ZM192 182V181H191ZM205 182V181H204ZM213 182V181H212ZM211 182V184H212ZM245 182V181H244ZM261 182V181H260ZM4 183V182H3ZM76 183V182H75ZM78 183V182H77ZM95 183V182H94ZM98 183V182H97ZM105 183V182H104ZM131 183V182H130ZM153 183V182H152ZM236 183V182H235ZM239 183V182H238ZM23 184V182H22ZM26 184V183H25ZM23 184V185H25ZM135 184V183H134ZM159 184V183H158ZM215 183H213L212 185H214ZM240 184V183H239ZM264 184V183H263ZM2 185V184H1ZM22 185V187H23ZM101 185V184H99ZM128 185V184H127ZM126 185V186H127ZM156 185H157V182H156ZM11 186V185H10ZM19 186V185H18ZM121 186H124L123 184H121ZM131 186V185H130ZM166 186V185H165ZM182 186V185H181ZM179 186V187H181ZM230 186L232 187V185L230 184ZM229 186V187H230ZM238 187H240L239 185H237ZM251 186V185H250ZM255 186V185H254ZM8 187V186H7ZM25 187V186H24ZM76 187V184L75 186ZM84 187V186H83ZM94 187V186H93ZM92 187V188H93ZM100 187V186H99ZM150 187H152V189L150 190ZM154 187V188H153ZM167 187V186H166ZM172 187V186H171ZM261 187V186H260ZM65 188V189H66ZM71 189H73L72 187H70ZM78 188V187H77ZM80 188V186H79ZM241 188V187H240ZM80 189H83V188H80ZM10 190V189H8ZM70 190V189H69ZM84 190V189H83ZM82 190V191H83ZM257 190V189H256ZM7 192L6 190H2L0 189V197L4 196L5 195V192ZM12 191V190H11ZM66 191H68V189H66ZM71 191V190H70ZM75 189H74V193H75ZM77 191L79 192L80 194V190L77 189ZM85 192H87V190H84ZM83 191V192H84ZM10 192V191H9ZM13 192V191H12ZM15 192V190H14ZM13 192V193H14ZM22 192V191H21ZM34 192V191H33ZM36 192V191H35ZM98 192V191H97ZM96 192V194H97ZM77 193V192H76ZM93 193V192H92ZM10 194V193H9ZM15 194V193H14ZM19 194V193H18ZM36 194V193H35ZM40 194V193H38ZM36 194V195H38ZM44 194V195H45ZM70 195L72 193H69ZM85 194V193H84ZM87 194V193H86ZM85 194V195H86ZM8 195V194H6ZM5 195V196H6ZM25 195V194H24ZM103 195V196H102ZM9 196V195H8ZM11 196V195H10ZM21 196V195H20ZM39 196V195H38ZM43 195H41L42 197ZM93 196V195H92ZM95 196V195H94ZM98 196V195H97ZM25 197V196H22V198ZM51 197V196H50ZM55 197V196H54ZM59 199H60V196H58ZM85 197V196H83ZM99 197V196H98ZM97 197V198H98ZM13 198H16L13 196ZM18 198L20 199L21 197L18 196ZM52 198V197H51ZM49 198V199H51ZM62 198V197H61ZM74 198V197H72ZM107 198V196H106ZM2 199V198H1ZM6 199V198H5ZM4 199V200H5ZM30 199V198H29ZM43 199V198H42ZM47 199V198H45ZM53 199V198H52ZM67 199V198H66ZM10 200V199H9ZM16 200V199H15ZM21 200V199H20ZM23 200V199H22ZM32 200V199H31ZM44 200V199H43ZM42 200V201H43ZM48 200V199H47ZM62 200V199H61ZM82 200V199H81ZM105 200V199H104ZM12 201V200H11ZM45 201V200H44ZM66 201V202H67ZM23 204L25 203L24 200L22 201ZM32 202V201H31ZM7 203V202H6ZM30 203V202H29ZM34 203V202H33ZM27 204V202H26ZM9 205V204H8ZM33 205V204H32ZM3 205H1L0 208H2ZM22 206V205H21ZM252 206H257L259 207L258 210L255 212V213H250V211L248 212V209H250ZM7 207V205H6ZM6 207L5 210H6ZM20 207V206H19ZM21 208V207H20ZM16 207L13 209L15 211ZM28 209V207H27ZM252 209V208H251ZM250 209V210H251ZM255 209V208H254ZM253 209V210H254ZM18 210V209H17ZM2 210H0L1 212ZM11 211V209L9 210ZM8 211V212H9ZM28 211V213H29ZM5 212V211H4ZM26 212V211H24ZM13 213V212H12ZM4 214V213H3ZM2 214V215H3ZM6 214V212H5ZM4 216V215H3ZM3 216H1L3 218ZM14 216V215H13ZM0 217V219H1ZM253 217H256L258 220H252L249 221L248 218L252 219ZM5 218V216H4ZM5 219V220H6ZM2 222H3V219H2ZM215 224V225H213ZM47 229H50L52 231V237L47 238L49 239L47 241V243L42 246V247H36L35 244L36 242H34L36 239L34 238V236H40V237H43L42 239H46L45 236H43L45 234V231ZM39 238V237H38ZM41 238H39L40 240ZM39 242V241H38ZM35 243V244H34ZM37 246L39 245H42L41 244V241L39 243L36 244ZM250 250V251H249ZM254 250V251H255ZM262 250V249H261ZM24 257H22L23 255ZM124 254V255H125ZM260 254V252H259ZM263 254V253H262ZM120 255V254H119ZM264 257V255H263ZM252 258H254L252 256ZM251 258V259H252ZM262 258V257H261ZM123 260V262L121 261ZM239 260V261H240ZM247 260V259H245ZM259 260V264H264V259L263 260H260L257 259L256 261ZM126 261V263L124 262ZM250 260H248V263ZM112 264L113 261H111ZM247 262V261H246ZM252 262V260H251ZM92 263V262H91ZM98 263V262H96ZM254 264V262H252ZM90 264V263H89ZM110 264V262H109ZM242 264V263H241ZM246 264V263H245Z\"/></svg>",
  "mask_w": 264,
  "mask_h": 264
}]
</instances>
